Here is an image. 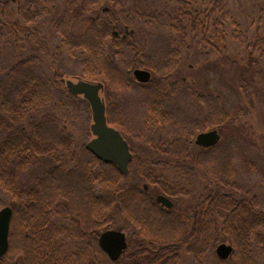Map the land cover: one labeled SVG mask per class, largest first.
<instances>
[{"label":"trees","instance_id":"trees-1","mask_svg":"<svg viewBox=\"0 0 264 264\" xmlns=\"http://www.w3.org/2000/svg\"><path fill=\"white\" fill-rule=\"evenodd\" d=\"M17 1L0 0V55L2 47L14 45L18 51L25 38L28 43L41 45L24 59L0 67V189L10 197L6 203L0 200V209L9 205L14 210L10 248L0 264H171L181 247L188 244V251L201 261L224 238L234 247L232 256L224 260L227 264H264L255 251L259 248L264 255V210L256 211L246 197L214 191L208 199L213 220L206 222V205L180 213L163 207L151 191L154 184L171 198L185 189L171 172L183 169L188 176L193 174L199 165L191 156L196 132L213 125L219 130L229 119L219 96L197 94L189 87L208 106L203 125L170 142L155 136L148 139L152 150L163 157L161 162L169 165L165 169L145 159L135 162L133 153L129 172L124 175L115 164L98 159L86 144L79 146L76 137L63 127V115L71 112L75 102L91 110L82 96L69 92L66 80L101 81L108 123L118 128L131 146L128 128L133 112L130 98L119 96L120 91L146 88L148 113L162 127L170 100L161 86L163 81H173V87L186 83L173 76L181 46L196 40L198 45L205 44L209 53L219 55L226 53L228 38H234L239 43L249 42L252 57L259 52L264 58L261 17L248 35L226 0H165L172 6L165 12L169 49L165 59L156 61L147 55L138 38L137 16L125 9L122 0H63V12L53 20V26L60 47L71 58L78 57L82 69L78 76L61 79L54 67V74H42L39 64L47 59L39 51L47 47L44 36L33 31L41 16L51 14L61 0H27L22 7ZM79 22H87V26L83 32L74 33L73 26ZM120 25H124V34L127 29L134 33L124 38ZM25 27L32 30L26 32ZM252 62L258 64L259 60ZM136 68L154 72L151 81L137 83L131 73ZM67 72L75 73L71 69ZM247 82H241L245 93L250 85ZM202 149L197 155H205L210 161L207 170L214 181L230 185L232 161L221 150V143ZM30 170L35 171L27 181ZM117 214L134 225L135 237L124 254L112 261L98 240L102 232L117 226Z\"/></svg>","mask_w":264,"mask_h":264},{"label":"rangeland","instance_id":"rangeland-1","mask_svg":"<svg viewBox=\"0 0 264 264\" xmlns=\"http://www.w3.org/2000/svg\"><path fill=\"white\" fill-rule=\"evenodd\" d=\"M17 2V6L22 7L27 0ZM226 2L227 7L239 19L248 35L255 30L259 16L264 21V0H226ZM122 3L127 11L137 16L139 27L135 29L139 32L138 38L148 50L147 55L151 60L165 59L169 49V29L165 25V12L172 10V6H167L165 0H122ZM1 7L0 4V10ZM63 9V0L55 3L53 12L44 18L41 16L37 23L38 28L33 29L44 36L46 43L44 46L47 47L46 51H39L47 59L39 64L42 74L52 75L56 71L62 75L61 79L66 76H78L82 69L80 59L78 57L71 58L66 54L63 46L60 47V37L56 34L53 26V20L62 14ZM86 26L87 22H79L73 26L72 30L74 33H81ZM24 29L26 32L32 30L28 27ZM120 30L124 34V25H120ZM228 32H233L232 28ZM25 39L23 41L26 45L21 44L18 51L14 45L9 48L2 47L0 67L22 60L30 54V50L40 48L41 44L28 43ZM228 41L226 53L219 55L209 53V48L205 44L198 45L196 40L181 46L180 62L174 70L173 76L186 83L173 87V81H163L161 86L166 89L165 93L170 97L167 121L165 120L163 128L158 123H154V119L148 113L145 105L146 88L136 86L133 89L119 92V96L124 99L130 98L129 105L133 112L130 114L133 119L129 118L131 125L128 128V135L131 139L133 153L136 155L135 162L139 159L149 160L150 163H154L162 169L169 165H165L164 161L161 162L163 157L152 150L148 139L155 136L163 142H170L177 135L189 132V130L196 132L200 125H203V119L208 112L207 104L200 101L189 87L195 89L197 94H212L221 98L222 106L228 113L229 119L222 128L219 127L220 143L221 150L226 153V158L232 161V183L221 185L215 182L211 171L207 170L210 169L207 164L210 161L208 162L205 155H197L203 150L194 142L200 131L196 132L191 144L192 159L195 162L199 161V165H195V172L190 176L183 169L175 171V173L171 172L172 176L178 178L181 186L185 187L179 195L171 197L175 203L173 208L180 213H188L206 205L204 218L206 222L213 220L208 210V199L214 191L246 197L251 201L250 204L256 211L264 210V58L258 54L259 52H255L253 57L250 55L249 42L239 43L234 38H228ZM204 51H208V53H204ZM254 58L259 60L258 64L252 62ZM70 69L75 73L69 75L67 71ZM151 71L153 72V70ZM131 73L133 75V72ZM153 76L154 72L152 78ZM77 78L75 77V79ZM242 80L249 81L247 82L250 84L247 93L241 88ZM137 83L147 84L139 81ZM198 120H202L200 124L197 123ZM92 121L91 110L79 101L72 105L71 112H65L63 115L65 131L76 137L79 146L86 144L93 137L90 128ZM211 129L216 128L213 125L207 130ZM157 162L162 164L159 165ZM41 167L43 168V166ZM41 167L38 169L40 170ZM133 168L132 170L135 171ZM34 171L27 172V181L33 177L32 172ZM151 191L156 197L162 194L154 184H151ZM0 200L4 203L10 201L9 195L2 189H0ZM200 205L202 207H199ZM113 229L124 231L127 234L129 245H132L135 227L126 217L117 214V226ZM223 242L231 244L226 238L218 240L204 254L201 261L196 260L192 252L188 251L190 244L182 246L171 264H227L216 253L217 246ZM255 251L258 261L262 263L264 261L263 253L259 248H256Z\"/></svg>","mask_w":264,"mask_h":264},{"label":"water","instance_id":"water-1","mask_svg":"<svg viewBox=\"0 0 264 264\" xmlns=\"http://www.w3.org/2000/svg\"><path fill=\"white\" fill-rule=\"evenodd\" d=\"M134 30H126L127 34ZM115 35L118 31L114 32ZM135 78L142 83H148L152 74L149 70L136 68L133 71ZM66 86L69 92L75 96H82L92 110L91 132L93 138L86 143V148L98 159L115 164L121 173L128 174L129 164L133 154L129 143L122 133L108 123L106 103L101 95L104 83L101 81H89L82 78L67 79ZM221 140L218 129L201 132L196 137V144L204 148L215 147ZM157 201L166 208H173L174 202L168 196L159 194ZM14 210L7 205L0 209V258L7 254L10 248V229ZM99 245L112 261H117L128 248L127 235L118 229H107L99 236ZM234 252V247L228 243H220L216 248L218 257L227 260Z\"/></svg>","mask_w":264,"mask_h":264},{"label":"flooded vegetation","instance_id":"flooded-vegetation-1","mask_svg":"<svg viewBox=\"0 0 264 264\" xmlns=\"http://www.w3.org/2000/svg\"><path fill=\"white\" fill-rule=\"evenodd\" d=\"M137 81V80H136ZM138 82V81H137ZM124 136V135H123ZM197 136V135H196ZM124 138L126 139V137L124 136ZM127 140V139H126ZM127 142H128V140H127ZM194 142H195V140H194ZM129 143V142H128ZM129 146H130V143H129ZM200 147V146H199ZM202 148V147H201ZM204 148V147H203ZM210 148V147H209ZM130 149H131V146H130ZM205 149H208V148H205ZM132 151V150H131ZM132 154H133V151H132ZM132 159H133V157H132ZM145 188L146 189H148V187L145 185Z\"/></svg>","mask_w":264,"mask_h":264}]
</instances>
